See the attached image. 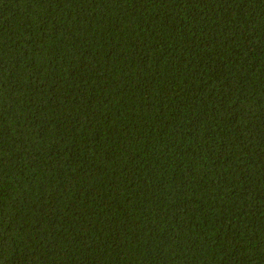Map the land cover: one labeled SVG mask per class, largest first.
<instances>
[{"label": "trees", "instance_id": "1", "mask_svg": "<svg viewBox=\"0 0 264 264\" xmlns=\"http://www.w3.org/2000/svg\"><path fill=\"white\" fill-rule=\"evenodd\" d=\"M0 264H264V0H0Z\"/></svg>", "mask_w": 264, "mask_h": 264}]
</instances>
